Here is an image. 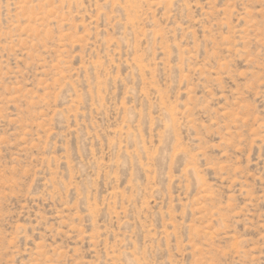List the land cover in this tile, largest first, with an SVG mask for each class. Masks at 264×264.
I'll return each instance as SVG.
<instances>
[{
	"label": "rangeland",
	"instance_id": "rangeland-1",
	"mask_svg": "<svg viewBox=\"0 0 264 264\" xmlns=\"http://www.w3.org/2000/svg\"><path fill=\"white\" fill-rule=\"evenodd\" d=\"M0 264H264V0H0Z\"/></svg>",
	"mask_w": 264,
	"mask_h": 264
}]
</instances>
